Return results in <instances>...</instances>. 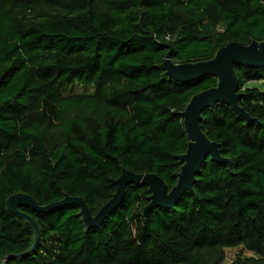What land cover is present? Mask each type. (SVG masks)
Wrapping results in <instances>:
<instances>
[{"label": "trees", "instance_id": "16d2710c", "mask_svg": "<svg viewBox=\"0 0 264 264\" xmlns=\"http://www.w3.org/2000/svg\"><path fill=\"white\" fill-rule=\"evenodd\" d=\"M263 39L264 0H0V264H223L237 246L231 264H264V91L247 85L264 66L234 64L250 119L224 102L202 111L230 162L208 154L172 207L144 214L140 182L99 226L77 204L20 205L38 229L31 248L33 225L6 204L17 192L39 205L79 196L94 215L123 168L169 190L189 142L181 112L217 77L177 81L166 53L196 62Z\"/></svg>", "mask_w": 264, "mask_h": 264}, {"label": "water", "instance_id": "95a60500", "mask_svg": "<svg viewBox=\"0 0 264 264\" xmlns=\"http://www.w3.org/2000/svg\"><path fill=\"white\" fill-rule=\"evenodd\" d=\"M171 51L172 49L166 53L163 61L165 73L169 77L180 82L191 81L206 74L217 77L215 86L193 94L181 112L189 142L185 152L177 155L181 167L176 183L168 190L164 179L156 173H137L123 168L120 175L113 180L115 191L94 215L90 213L84 199L79 196L66 195L61 200L39 205L32 196L26 193H13L7 197L6 204L12 213L26 218L33 225L35 239L31 248L38 241V229L34 220L18 209L20 205H29L36 211L44 212L65 204H77L85 224L88 227L99 226L121 202L125 187L130 183L140 182L148 186L150 191L149 202L143 209L144 214H146L150 209L157 206L172 207L185 190H192L195 174L208 154L212 159L230 162L229 159L221 156L219 144L210 140L202 131L200 124L202 111L207 107H212L215 103L224 102L229 104L237 114L250 119L248 113L238 104L240 92L238 91L239 82L234 64L264 66V39L260 42L252 40L246 45L238 41L228 42L220 47L211 59L196 62L174 63L170 59Z\"/></svg>", "mask_w": 264, "mask_h": 264}, {"label": "rangeland", "instance_id": "374dc122", "mask_svg": "<svg viewBox=\"0 0 264 264\" xmlns=\"http://www.w3.org/2000/svg\"><path fill=\"white\" fill-rule=\"evenodd\" d=\"M247 85L257 86V87L261 88V90L264 91V82L262 80L250 81L247 83ZM68 89H70V88H68ZM84 90H85V88L79 87V85H76L73 87V91L81 92ZM88 90H90V88ZM66 91H68V90H66ZM239 249H241L239 246L226 248L225 249V259L223 261V264H231L236 253L239 251ZM243 254L248 256V255H252L253 253L251 251L243 250Z\"/></svg>", "mask_w": 264, "mask_h": 264}]
</instances>
